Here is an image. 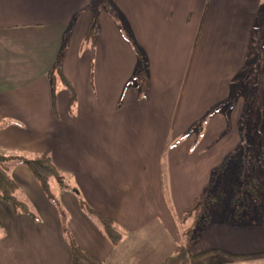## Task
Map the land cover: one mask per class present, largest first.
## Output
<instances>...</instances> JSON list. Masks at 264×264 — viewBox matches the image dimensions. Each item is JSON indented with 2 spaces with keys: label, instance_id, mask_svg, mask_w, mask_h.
Listing matches in <instances>:
<instances>
[{
  "label": "crops",
  "instance_id": "1",
  "mask_svg": "<svg viewBox=\"0 0 264 264\" xmlns=\"http://www.w3.org/2000/svg\"><path fill=\"white\" fill-rule=\"evenodd\" d=\"M263 22L264 0H0V154L31 213L0 198V264H72L59 209L21 160L45 153L85 252L105 264H182L178 221L239 144V78ZM124 25L146 59L148 101L128 87L140 61ZM65 45L73 106L61 83L54 104L48 77ZM83 202L116 224L119 246ZM193 247L184 264L212 250L262 254L264 225L213 221Z\"/></svg>",
  "mask_w": 264,
  "mask_h": 264
},
{
  "label": "trees",
  "instance_id": "2",
  "mask_svg": "<svg viewBox=\"0 0 264 264\" xmlns=\"http://www.w3.org/2000/svg\"><path fill=\"white\" fill-rule=\"evenodd\" d=\"M122 32L124 34V37L128 40V42L132 44L134 50L138 54L140 61L137 72L128 82V87H133L137 89L139 91L140 97L143 100L148 101L149 90H150V76L147 71L146 59L143 55L142 50L140 49V47L132 37L130 31L127 29L125 25L122 27ZM86 41L89 42L92 48L95 47L96 44L94 40L93 29L89 30ZM67 50H68V46L65 45L62 52L59 55L58 60L50 70L48 77L52 85L54 104L56 102L57 85L58 83H61L70 92V104L71 106H73V104L77 100L76 91L74 87L71 85V83L65 77L64 69H63ZM197 126H199L201 129L204 127V123L202 122L201 124L196 125L192 131L197 130L196 129ZM3 159L4 157L0 154V160L2 161ZM21 160L23 164L30 169L36 180L41 185L48 199L51 200L59 209L63 224L64 234L72 251V264H105L100 260L92 257L87 252H85L79 246L74 236L70 233L68 229L67 215L61 210L60 205L57 203L56 197L51 189L52 180H56L59 183V185L62 187H65V180L64 177L61 175L60 171L56 168L55 164L53 163L49 153H45L42 156L34 159L21 158ZM228 160L229 158H227L224 164L219 168V170L221 169L220 171L224 169L223 172H219V170L213 172L214 177H212L211 183L206 189V191L202 193V195H200L193 202L191 207L188 208L183 215L182 223L183 224L190 223V225L182 233V243L183 244L185 243V246L187 248H190L195 243H197L203 236L206 227L213 223L212 216L210 215L213 207H220L222 208L221 209L222 211L224 210L227 211L228 209L227 211L228 214L225 213V216L228 217V220L231 222L233 219H235L237 221H240V224H243L245 222L244 220L246 215L251 212L249 206L250 203H252L251 201H253L256 204V205L253 204L254 208L257 205H261V195L256 188H253L251 184L246 185L245 182L242 181V179L241 182H237L236 180L234 181L236 177V173H234V176H232L231 179L226 177L227 174L230 173L229 169H230L231 161ZM225 178L230 183L228 184L225 183ZM219 186L221 187L224 186L222 188L229 187V190L230 191L232 190V195L230 196V198L224 199L218 195ZM16 191H17V185L10 177L7 169L2 164H0V198L4 202L10 204L11 206L20 210L21 212L31 214L28 207L24 203L20 202L15 196ZM225 204H227L228 207H226ZM82 207L86 209L90 214L99 217L104 232L114 247H117L122 243L124 236L112 220L96 213V211H94L90 207H87L84 202L82 203ZM262 224L264 225V223ZM182 243L178 245V251L181 250ZM218 255L232 262L233 261L246 262L258 258H264V253L256 254V255L238 256L223 251L212 250L191 257L190 264H204V262L209 258L216 257Z\"/></svg>",
  "mask_w": 264,
  "mask_h": 264
},
{
  "label": "rangeland",
  "instance_id": "3",
  "mask_svg": "<svg viewBox=\"0 0 264 264\" xmlns=\"http://www.w3.org/2000/svg\"><path fill=\"white\" fill-rule=\"evenodd\" d=\"M254 32L256 34L252 47L250 48V59L247 61L243 77L239 78V81H243L244 83L243 97L239 94L240 97L238 99L242 98V100L239 101L241 102L239 108L234 110V112L238 110L237 124L235 127L239 134V136L237 135V142L239 144L236 147L231 146V148L235 147L236 149L234 151L232 150L227 157L231 163L230 173L226 177L231 179L234 173H236L234 181L241 182L242 179L246 185L251 184L261 195V205H257L254 208L253 204L255 203L251 201L252 203L249 205L251 212L246 215L243 224H240V221L235 219L230 222L228 217L225 216V213L228 214L227 208V211H222L220 207H213L210 213L212 221L221 222L224 225L236 228H242L243 226L251 227L253 225L263 226L262 223H264V22L261 26L260 37H258V31L254 30ZM235 95L236 93L234 92L233 101H237L234 98ZM196 129L195 131H198L200 127L197 126ZM232 143L234 144V142ZM0 164L4 167L6 166L3 160H0ZM219 168H216L214 171H218ZM220 170L219 172L224 171V169L222 171ZM212 175L214 177V174ZM225 183L228 184L230 182L225 178ZM52 185V190L57 195L59 185L55 181H53ZM222 187H218V195L224 199L230 198L232 190L230 191L229 187H225L226 189ZM167 202L169 203V198H167ZM227 204H225L226 207H228ZM168 205L170 207V204ZM189 225L190 223L183 224L178 221L177 231L179 244L182 243V233ZM193 246L187 248L185 243H182L176 261L181 260V263L184 264L185 262L182 259L191 253L190 249L192 250L194 248ZM204 264H264V258L246 262H232L218 255L209 258Z\"/></svg>",
  "mask_w": 264,
  "mask_h": 264
}]
</instances>
